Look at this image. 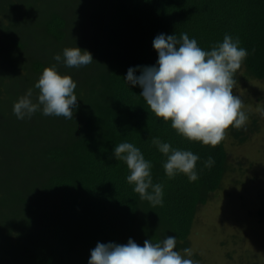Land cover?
I'll return each instance as SVG.
<instances>
[{
  "label": "trees",
  "instance_id": "obj_1",
  "mask_svg": "<svg viewBox=\"0 0 264 264\" xmlns=\"http://www.w3.org/2000/svg\"><path fill=\"white\" fill-rule=\"evenodd\" d=\"M161 33H187L205 50L225 34L238 36L249 55L235 74L233 93L248 81L264 84V0H0V264H88L98 242L126 244L131 238L142 246L166 236L177 237L179 250L191 248L198 264L217 258L212 250L201 254L189 235L196 212L235 173L232 146L264 136V94L246 96L245 103L254 100L258 108L245 107L246 129L230 126L215 147L187 140L151 111L139 86L124 80L130 67L156 63L153 40ZM64 48L89 52L97 62L69 72L53 59ZM54 64L77 88L74 119L55 120L39 111L17 119L14 103L29 89L35 102V84ZM154 137L199 155V179L189 182L184 174L169 179L163 168L167 157L153 145ZM125 141L152 162L153 183L163 185L162 206L142 201L127 182L126 164L113 156ZM209 157L215 161L210 168L204 166ZM237 163L243 185L249 181L254 189L250 202L256 203L241 217L254 223L249 239L262 243L257 253L249 257L246 251L234 261L264 264V187L245 158ZM240 234L234 230L229 242ZM225 255L220 257L233 260L230 251Z\"/></svg>",
  "mask_w": 264,
  "mask_h": 264
},
{
  "label": "clouds",
  "instance_id": "obj_2",
  "mask_svg": "<svg viewBox=\"0 0 264 264\" xmlns=\"http://www.w3.org/2000/svg\"><path fill=\"white\" fill-rule=\"evenodd\" d=\"M240 45L238 36L225 34L222 42L205 50L187 33L179 37L161 33L153 40L158 55L156 63L130 67L124 80L129 86H139L140 96L151 111L164 122L170 121L179 135L215 147L225 139L230 126L246 129L248 121L241 98L233 93L235 74L249 55ZM53 59L62 62L69 72L87 70L96 61L89 52L81 55L70 48H64L62 55L57 53ZM35 88L39 90L35 102L29 89L14 103L13 114L17 119L31 118L38 111L55 120L74 119L79 110L77 88L59 73L55 64L44 68ZM152 143L167 157L163 168L169 179L178 174L186 175L189 182L199 179L196 168L199 155L173 148L159 137H154ZM113 156L126 164L127 182L140 199L152 207L162 206L163 185L153 183V164L140 148L125 141L115 146ZM214 163L209 157L204 166L210 168ZM193 256L191 248H177L176 236H166L158 242L147 239L142 246L130 238L126 244L98 242L91 250L88 264H198Z\"/></svg>",
  "mask_w": 264,
  "mask_h": 264
},
{
  "label": "rangeland",
  "instance_id": "obj_3",
  "mask_svg": "<svg viewBox=\"0 0 264 264\" xmlns=\"http://www.w3.org/2000/svg\"><path fill=\"white\" fill-rule=\"evenodd\" d=\"M13 88L14 86L10 87L12 95L16 93L14 92L15 88ZM253 91H259V96H262V94H264V84L248 81L243 84V87L239 84L236 86L234 95H238L241 98L243 102L242 110L245 111V107H248V110L258 112V108L254 104V100H248V103H245L248 94H251L252 98H255L256 95L252 93ZM247 114H249V112H247ZM4 132H6V128L3 130V134ZM252 137L254 136L251 135V138ZM263 137L264 136H261L259 138V136H256V140L254 142H250L251 145L248 144L245 147H242V144L232 146L231 151L234 154L233 163L235 162L233 166L236 167L235 173L231 177L225 178L222 181L220 188L216 190L211 197H209V201L202 205L196 212V221L189 236L192 245L201 254L204 253V251H214L217 258L215 260L211 259V263L208 264H225L226 262H228V264H235L234 260H240L244 252L249 251L247 255L250 257L253 253L255 254L259 250V245L262 243V239H257L252 242V240L249 239L248 234L249 230H251L248 228L253 226L252 224L254 223L252 221L249 222L247 217H241V215H244L248 207L256 204L250 202V200L255 199V192L251 182L246 181L245 185H243L245 180H243V176L238 169L240 164L237 163V160L241 156L242 158H245L248 161L246 167L251 166L253 168V172L249 169L248 173L252 172L251 175L255 176L260 185L264 187V173L262 172L264 163ZM3 138V135L0 134V145ZM254 144H256V148ZM241 166H243V164H241ZM7 175V169L3 170L1 177ZM251 175L249 174V176ZM234 177H237L236 179L237 182H239L238 184H232L233 182L231 180ZM18 180H22V177L19 176ZM239 221L242 222L243 226L241 230L237 226L240 224ZM259 225L263 224L258 223L257 226ZM261 229L262 228L259 226L257 232L258 238L259 236H263V231ZM234 230L237 233H241L240 235L243 237L240 238L238 235L237 240L233 238L235 242H233L232 239L229 242L230 235L234 232ZM222 239H227L228 243L220 245L219 242ZM226 251L231 252L233 260L229 261V259L226 260L220 257H225ZM215 255L213 254L212 257L214 258ZM256 258L258 259L257 256Z\"/></svg>",
  "mask_w": 264,
  "mask_h": 264
}]
</instances>
